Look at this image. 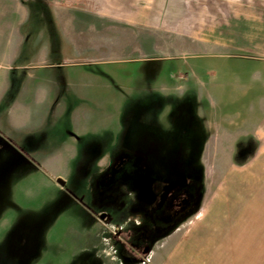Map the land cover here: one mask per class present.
<instances>
[{"label":"rangeland","instance_id":"obj_1","mask_svg":"<svg viewBox=\"0 0 264 264\" xmlns=\"http://www.w3.org/2000/svg\"><path fill=\"white\" fill-rule=\"evenodd\" d=\"M69 4L0 0L25 40L19 64L36 47L73 69L70 93L55 92L71 151L9 155L0 264H178L199 230L211 247L187 264H264V56L78 16L74 37L91 40L35 42L73 36Z\"/></svg>","mask_w":264,"mask_h":264},{"label":"crops","instance_id":"obj_2","mask_svg":"<svg viewBox=\"0 0 264 264\" xmlns=\"http://www.w3.org/2000/svg\"><path fill=\"white\" fill-rule=\"evenodd\" d=\"M67 8L71 9V15L68 14L71 32L76 16L116 27L161 26L167 33L192 40L198 48L212 51L221 48L233 51L238 49L264 56V31H261L264 29V0H71V5ZM6 10L9 12L12 8L6 9L4 5H0V185L7 180L4 170L11 164L9 155H58L71 151V133L64 136L56 132L61 119L64 121V113L68 108L61 105L60 97L55 94L62 86H66L70 93L71 65L48 64L56 56L44 50L38 53L35 51L36 47L33 50L36 54L33 66L19 64L25 40L19 31L12 33L11 26L5 22ZM9 24L12 25V20ZM246 24L252 25L247 32ZM74 36V33L73 36L68 33L66 37L47 35L35 39V42H51L53 49V43L56 42H66L69 45L74 42L78 47V42L91 40L80 39L77 42V37ZM107 50L112 54L116 53L112 46L109 50L107 44L99 48L102 53ZM65 58L71 59V53L65 55ZM79 68L76 75L81 76L80 79L91 76L88 71L90 67ZM69 113L67 123L71 129L70 109ZM258 132L260 153L264 152V123ZM15 162L17 165V161ZM62 177L64 176L60 174L59 179ZM243 194L237 199L239 203L245 199ZM253 201L255 200L252 199L251 202ZM251 204L252 207L253 203ZM239 213L242 214V211ZM238 225L242 227L241 223ZM196 232L190 243L182 242L175 249L178 264L197 262L200 256L198 251L211 247L204 240L206 231Z\"/></svg>","mask_w":264,"mask_h":264}]
</instances>
